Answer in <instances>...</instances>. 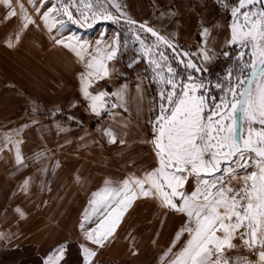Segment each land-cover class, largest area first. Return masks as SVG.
I'll use <instances>...</instances> for the list:
<instances>
[{
    "label": "crops",
    "instance_id": "crops-1",
    "mask_svg": "<svg viewBox=\"0 0 264 264\" xmlns=\"http://www.w3.org/2000/svg\"><path fill=\"white\" fill-rule=\"evenodd\" d=\"M52 1L46 0L47 3L41 7L39 14L31 7L33 19L34 14L41 16L51 7ZM99 1L104 2L112 15L124 13V18H130L139 25L145 24L146 28L151 27L165 36L176 46L181 57L174 55L177 63L171 65L181 70L184 76H201L232 46L227 43L231 39L232 8L238 6L239 0ZM246 10L249 9H242ZM62 15L56 19L61 20ZM238 23H243L241 18ZM65 27L61 31L57 25L49 32L40 19L38 27L34 23L26 28L30 32L34 28H40V46L47 48L44 59L48 63L58 64L59 69L70 55L66 54L67 51L78 60L82 59L72 49L56 44L57 39L78 47L79 41H83L88 51L82 54L84 61L88 62L92 56L98 55L95 51L97 47L102 52L109 51L117 33V29H111V26L96 24L88 39L84 40L79 35L81 33L77 32L73 36L78 39L67 40L64 38ZM204 28L209 31L202 37ZM29 37L31 38L27 42H30V47L35 46L33 34L30 36L29 33ZM155 40L156 37L147 45L154 48ZM120 41L121 46L116 56L104 61L109 75L93 79L89 88L93 93L104 91L109 94L104 98L106 105L100 115L91 111L85 98H81L72 107L58 102L56 109H45V116L39 123H30V119L26 121L24 141L29 146L26 147L25 154L23 150L20 151L21 163L16 162V151H0V155H5L6 161L13 168L22 163L32 167L25 173L20 171V176L13 175L14 180L24 176V182L18 180L13 186H0V244L5 243V247L31 245L33 253L39 255L45 264L49 258L55 260L60 255V249L64 250L66 242L73 241L79 247L82 264V245L96 252L93 264H170L188 239L186 231L179 237L184 241L179 243L176 238L177 232L181 231L188 219L185 214L163 207L158 200L139 196L131 202L120 218L113 236L103 246L89 241L85 235L88 229L94 228L108 214L98 203L101 197L109 195L108 189L122 186L126 178L142 177L145 171L157 165L151 143L153 136L150 137L148 131L151 128L153 130V96L159 93V83L153 80V65L149 63V59L145 58L139 48L132 47L134 39L126 47L124 41ZM202 48L208 51L212 59H203L200 54ZM184 52L190 53V57H183ZM189 58L206 71L184 70L178 59H183L186 63ZM78 77L75 74L69 85L74 86L76 94H82L80 76ZM56 78L59 81L54 94L60 95L69 86L59 77ZM122 86L126 87L122 89ZM117 91H121L123 100L111 95ZM113 104L116 107H112ZM31 125L35 128L33 132H30ZM105 129L115 135L114 142ZM37 133L39 141L36 140ZM29 134L32 136H28ZM35 143L41 146L40 155L38 149L31 153ZM35 164L41 166L34 168ZM185 191H190L188 184ZM117 203L118 200H111L106 206L108 211L116 207ZM94 206L100 208L95 215L92 214ZM87 216H91V219H85ZM82 222L85 225L83 231L80 228ZM63 255L57 264L61 262ZM223 259L226 258L223 256ZM257 260L258 256L252 260L228 261V264H255Z\"/></svg>",
    "mask_w": 264,
    "mask_h": 264
},
{
    "label": "snow or ice",
    "instance_id": "snow-or-ice-1",
    "mask_svg": "<svg viewBox=\"0 0 264 264\" xmlns=\"http://www.w3.org/2000/svg\"><path fill=\"white\" fill-rule=\"evenodd\" d=\"M3 2L11 9L8 17L16 16L17 11L12 8L11 0ZM39 2L40 7H37L35 0H29L38 14L46 0ZM259 2L260 0H239L238 6L232 8L231 39L227 43L241 46L237 59L242 66L234 79L232 69L226 70L227 88L223 82L215 84V88L222 93L219 98L211 95L210 86H206L202 79L197 80L190 74L182 75L181 70L171 65L163 51L146 45L137 35L134 27L136 21L130 18L125 20L127 31L139 41L140 51L153 65V80L163 85L158 93L159 114L152 121L151 143L157 165L145 171L142 177L126 178L122 186L107 190L109 195L101 197L98 203L108 214L94 228L87 230L85 235L89 241L103 246L113 236L120 218L131 202L138 196L150 197L158 200L163 207L185 214L188 218L181 231L176 234L179 239L181 233L186 231L188 239L170 264H228L223 255L225 249L236 247L233 244L236 235L240 236L249 249L255 250L258 247V260L255 264H264V3H261L259 10L254 9ZM88 8L91 10L92 5H88ZM245 8L249 10L242 11ZM97 9L91 11V18L120 23L121 18L125 17L124 13L113 16L99 0ZM19 13L24 21L22 29L35 23L23 3H19ZM61 14L74 23H80L69 11L68 5L58 7L53 2L40 16L49 32L57 25L59 30L64 29V21L56 19ZM81 17L87 24L89 17L84 13H81ZM241 17L243 23H238ZM139 28L156 37V46L166 45L179 58L176 46L165 36L151 27L146 28L145 24H140ZM208 31V28H204L201 36H206ZM119 37L120 33L117 32L109 51L102 52L97 47L95 51L98 55L92 56L87 63L89 71L80 73L82 95L89 102L91 111L97 115L105 108L104 98L109 94L104 91L93 93L89 88L93 79L109 75L104 61L116 56L121 46ZM16 39H19V35ZM69 39L78 38L70 36ZM55 42L72 49L82 60V53L88 51L83 41H79V47L66 43L63 39ZM126 45L125 39L124 46ZM200 54L205 61L212 59L203 48L200 49ZM154 55H158L162 63L152 59ZM223 55L228 57L229 53L224 52ZM244 55L249 60H244ZM183 57H190V53L184 52ZM178 63L184 66V70L206 71L198 67L191 58L186 63L185 60L178 59ZM124 87L126 86H122V89ZM111 95L123 100L121 91ZM112 107L116 105L113 104ZM105 132L114 142L115 135L108 129ZM21 161L22 157L17 149L16 162L19 164ZM249 168L252 170L248 171ZM190 178L195 181V186L189 194L185 191V185ZM233 181L238 186H232ZM111 200H118V203L108 211L106 206ZM99 211L100 208L94 206L92 214ZM85 219H91V216ZM84 227L82 222V231ZM81 247L84 264H93L96 252L83 245ZM63 252L60 249V255L55 260L49 258L45 264H57Z\"/></svg>",
    "mask_w": 264,
    "mask_h": 264
},
{
    "label": "rangeland",
    "instance_id": "rangeland-1",
    "mask_svg": "<svg viewBox=\"0 0 264 264\" xmlns=\"http://www.w3.org/2000/svg\"><path fill=\"white\" fill-rule=\"evenodd\" d=\"M52 2H55L57 6L68 5L69 11L72 12L73 16L77 20H80V23H74L72 20L68 19L67 16H61V20L64 21L66 26L64 38L67 40H69V37L75 35L77 32L81 33L79 35H81L84 40L85 38L88 39L90 37L91 30L94 28L93 26H95L96 24H105L111 26V29H117V32L120 33L119 39L123 41H125L126 39L127 43H132L134 39V37L131 36V34L127 31V26L125 23H123V21H120V23H115L111 20L97 22V18H91V11L98 10V1L93 2V0H53ZM19 3H23L27 12L29 13V15H31L30 8L33 6L29 3V0H11L12 8H15L17 11V15L11 18L8 17V12L11 9H9L4 4L3 0H1L0 5V151H2V149H8L17 152V149H19V152L23 150V153L25 154L27 150L26 147L29 146H27L24 141L27 130V127L25 126L26 121L30 119V123L31 121L39 123V121L42 120V118L45 116V109H56L58 107V102H60L61 105L66 104L72 107L74 103L76 104L81 101V98H84V96L79 93L76 94L74 86L69 85V83L71 81L73 82L72 78L75 74L78 77L80 76V74L78 75V73H86L87 71H89V69L87 68V61H84V59L82 61L78 60V58L74 57L73 54L67 50L66 54L72 55H69L66 61L62 63L61 69L57 68L58 64L48 63L47 60L44 59V56L47 54H45L44 52L47 51V48L45 47L43 49L40 46V43L42 41L40 28H34L33 32L22 29V24L24 23V21L19 13ZM35 3L37 7H40L39 0H35ZM99 3H102L106 8L104 2L99 1ZM88 5H92L91 10H89ZM77 8H79V11H77ZM254 9L259 10L258 3L254 6ZM81 13H84L89 17L87 24L84 23V20L81 17ZM34 15L35 24L38 25L40 16H37L36 14ZM114 15L120 16V14ZM241 21L243 22L242 17ZM29 33L30 36L31 34H33V42L35 43V46L33 47H30V42H27L31 38H28ZM17 35H19L18 40L16 39ZM153 38L154 36H152L151 33H147L146 37L143 40L147 45ZM157 49L158 51L164 52V54L169 58L170 63H177L176 57L165 45L161 44L159 46H154V50ZM244 51L246 52L247 50ZM224 52H228L229 56L225 57L222 54L221 56H219L217 62L213 64L204 74H202L201 76L197 74L193 75L195 79H202L206 86H210L211 95L217 98H219L222 93L215 88V84L218 82H223L224 87L227 88L228 77L226 75V70L230 68L232 69V76L234 79L237 75H239V72L237 70L242 66L240 64V61L237 59L241 52L240 45L233 44ZM179 58L181 57L179 56ZM152 59H157L158 63H162L158 55L152 56ZM243 59L247 61L249 60V57L247 55H244ZM58 71L62 73L58 74ZM56 77H59L60 79H62V81L67 82L69 86V88H66L60 95L54 94L55 88H57L59 81ZM158 87L161 88L163 87V85L159 84ZM153 98L155 101V111L153 118L155 120L156 115L159 114V108H157V105L160 103L159 94H155ZM64 112L66 113V111H63V113ZM29 128L30 132L35 131L33 125H31ZM148 132V135L152 137V128L149 129ZM28 136H32V134H29ZM36 140H40L38 133L36 136ZM15 146H17V149ZM40 148L41 146L35 143L33 149L31 150V153L32 151H37V149L39 150ZM38 152L40 155L41 151L39 150ZM27 162L28 164H30V159H28ZM26 166L29 165H25V163H22L19 166L13 168L12 165H10L9 162L6 161L5 155H0V186H13L14 182L18 180L19 182H24V176L22 178H19L18 180H14V177L18 176V173L20 171L25 173L26 170L32 168L30 166ZM33 166L35 168L37 166H41V164H35ZM251 170V168L248 169V171ZM239 175H243V173H239ZM187 184L190 190L188 193L190 194V192L194 189L195 181L190 178ZM232 186H238L237 182L233 181ZM131 241L133 240L131 239ZM181 241H184V239L178 240L179 243ZM238 242L242 243L243 241L240 239L239 235H236L233 239V244ZM5 246H7L5 243L0 244V249H21L15 253H10L15 258H20L21 256L28 253H33L34 251L32 246L28 244L22 245L21 247L17 248H7ZM226 250L227 249H225L223 256L227 261L231 262L237 259H246L243 255L239 254L233 256L228 255L226 253ZM255 251L257 253V258L259 251L258 247L257 249H255ZM10 254L7 255L11 256ZM74 259H76L75 255ZM0 264L3 263L1 262Z\"/></svg>",
    "mask_w": 264,
    "mask_h": 264
},
{
    "label": "trees",
    "instance_id": "trees-1",
    "mask_svg": "<svg viewBox=\"0 0 264 264\" xmlns=\"http://www.w3.org/2000/svg\"><path fill=\"white\" fill-rule=\"evenodd\" d=\"M18 250L21 249H0V263L2 262L3 264H44L43 259L35 253L25 254L20 258H15L12 254H10L17 252ZM7 254H10L11 256ZM74 255L76 256V259H74ZM59 264H82V257L79 252V247L75 242L68 241L65 243L64 255Z\"/></svg>",
    "mask_w": 264,
    "mask_h": 264
},
{
    "label": "built area",
    "instance_id": "built-area-1",
    "mask_svg": "<svg viewBox=\"0 0 264 264\" xmlns=\"http://www.w3.org/2000/svg\"><path fill=\"white\" fill-rule=\"evenodd\" d=\"M134 27L137 29V35H139L141 39H144L147 35V32L144 29L139 28L138 26H134ZM132 47L134 49H138L140 47L139 41H136L134 39ZM234 245H236V247L226 250V253L228 255H232V256L237 254L243 255L247 260H252L256 258V254H257L256 251L254 249H249L248 247H246L243 244V242L234 243Z\"/></svg>",
    "mask_w": 264,
    "mask_h": 264
},
{
    "label": "water",
    "instance_id": "water-1",
    "mask_svg": "<svg viewBox=\"0 0 264 264\" xmlns=\"http://www.w3.org/2000/svg\"><path fill=\"white\" fill-rule=\"evenodd\" d=\"M261 3H264V0H260V2L258 3V6H259V8H260V6H261ZM113 16H117V15H113ZM127 18H121V20L120 21H123V22H125V20H126ZM104 21H107V20H101V19H98L97 20V22H104ZM135 26H138L139 27V23L137 22V24L135 25ZM167 47V46H166ZM168 48V47H167ZM172 53H173V51H172V49L171 48H168ZM177 52V51H176ZM178 53V52H177ZM174 54V53H173ZM175 55V54H174ZM176 56V55H175Z\"/></svg>",
    "mask_w": 264,
    "mask_h": 264
}]
</instances>
